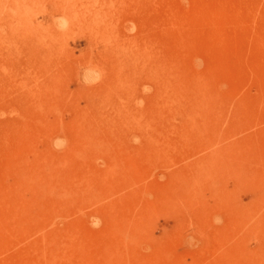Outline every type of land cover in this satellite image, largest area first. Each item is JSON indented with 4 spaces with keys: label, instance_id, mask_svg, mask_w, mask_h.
<instances>
[{
    "label": "rangeland",
    "instance_id": "1",
    "mask_svg": "<svg viewBox=\"0 0 264 264\" xmlns=\"http://www.w3.org/2000/svg\"><path fill=\"white\" fill-rule=\"evenodd\" d=\"M0 264H264V0H0Z\"/></svg>",
    "mask_w": 264,
    "mask_h": 264
}]
</instances>
